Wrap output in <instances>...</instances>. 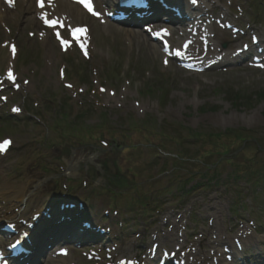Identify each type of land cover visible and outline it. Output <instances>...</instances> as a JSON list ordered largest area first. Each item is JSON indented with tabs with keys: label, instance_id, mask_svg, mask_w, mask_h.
<instances>
[{
	"label": "rangeland",
	"instance_id": "obj_1",
	"mask_svg": "<svg viewBox=\"0 0 264 264\" xmlns=\"http://www.w3.org/2000/svg\"><path fill=\"white\" fill-rule=\"evenodd\" d=\"M203 3L249 32L238 43L214 26V49L230 55L253 33L264 42V0ZM5 10L0 1L1 76L15 71L21 88L3 92L8 104L0 117L18 116L12 107L22 114L0 120V141L14 144L0 156L2 216L19 210L18 219L29 221L50 198L70 194L84 204L78 214L110 228L115 243L107 247L118 246L116 259H144L157 237L161 250L190 248L201 264H215L214 257L224 263L242 229L251 254L264 246V70L240 61L187 73L166 66L144 31L130 37L131 29L102 25L64 4L71 26L90 28L88 60L63 53L30 3ZM70 167L77 173L69 175ZM46 233L31 239L44 243ZM70 249L68 264H91L88 248ZM260 261L252 256V264Z\"/></svg>",
	"mask_w": 264,
	"mask_h": 264
},
{
	"label": "bare ground",
	"instance_id": "obj_2",
	"mask_svg": "<svg viewBox=\"0 0 264 264\" xmlns=\"http://www.w3.org/2000/svg\"><path fill=\"white\" fill-rule=\"evenodd\" d=\"M61 3H64V1H62ZM51 8V6H47V9H45V11H47V13L48 12H50V11H55L56 10V8H54V7H52V9H50ZM58 9H61V7H59ZM46 12H40V14H47ZM65 14V13H64ZM5 15H4V13H0V18H2L3 19V17H4ZM62 17V16H61ZM182 32H184V31H182ZM129 36L130 37H132V36H137L138 34H140V33H137V32H134V31H129ZM140 36H142V35H140ZM70 172L68 173L69 175H74V174H76L77 172L73 169V168H71L70 167ZM23 193V192H22ZM4 219H9V218H4ZM0 220H2V215H1V213H0ZM172 238H173V235L172 234H170V237H169V235L168 236H166V238H165V241H169V240H172ZM239 254L237 253L236 254V256H238ZM70 256H68L67 258H65L64 260H67L68 258H69Z\"/></svg>",
	"mask_w": 264,
	"mask_h": 264
},
{
	"label": "snow or ice",
	"instance_id": "obj_3",
	"mask_svg": "<svg viewBox=\"0 0 264 264\" xmlns=\"http://www.w3.org/2000/svg\"><path fill=\"white\" fill-rule=\"evenodd\" d=\"M85 7H87L89 11H92L91 5L88 4L87 2H85ZM93 14H95V13H93ZM55 23L56 22H50V26H54ZM79 31H83V30H79V29L74 30L73 34L75 35L76 32H79ZM62 42L67 44V41H62ZM9 75L11 77V73H9ZM9 143H10V141H4L2 144H0V151H3L5 149V147H6V145H8Z\"/></svg>",
	"mask_w": 264,
	"mask_h": 264
},
{
	"label": "trees",
	"instance_id": "obj_4",
	"mask_svg": "<svg viewBox=\"0 0 264 264\" xmlns=\"http://www.w3.org/2000/svg\"><path fill=\"white\" fill-rule=\"evenodd\" d=\"M58 109H60L59 112L62 111V108H61V107L58 108ZM61 114H62V112H61ZM81 115H83V113L78 114L77 118L82 117ZM67 127L69 128V129H68L69 132H71V133L75 132V130H71V129H70V126H67ZM216 135L219 136L218 134H216ZM216 135H215V136H216ZM238 138H239V137H238ZM239 139H240V138H239ZM68 197H71V195L69 194Z\"/></svg>",
	"mask_w": 264,
	"mask_h": 264
}]
</instances>
